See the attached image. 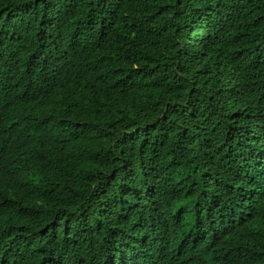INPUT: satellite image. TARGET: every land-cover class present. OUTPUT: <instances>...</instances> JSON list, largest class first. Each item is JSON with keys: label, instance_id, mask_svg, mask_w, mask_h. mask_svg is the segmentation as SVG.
<instances>
[{"label": "trees", "instance_id": "trees-1", "mask_svg": "<svg viewBox=\"0 0 264 264\" xmlns=\"http://www.w3.org/2000/svg\"><path fill=\"white\" fill-rule=\"evenodd\" d=\"M123 260L264 264V0H0V264Z\"/></svg>", "mask_w": 264, "mask_h": 264}, {"label": "clouds", "instance_id": "clouds-1", "mask_svg": "<svg viewBox=\"0 0 264 264\" xmlns=\"http://www.w3.org/2000/svg\"><path fill=\"white\" fill-rule=\"evenodd\" d=\"M233 212V210H228V209H223L222 211H221V215H220V221L221 222H225L226 221V219L227 218H232L234 215L233 214H229L230 212ZM207 219V218H206ZM204 227L205 228H207V229H209V227H210V223L209 224H204ZM225 227H228V225H225ZM165 235V234H164ZM241 235V232H239L236 236H235V238H237V237H239ZM198 236H201V234L199 233L198 234ZM211 236V235H210ZM213 237L215 236V235H212ZM146 237L148 238V240H149V242L150 243H156V242H154L153 240H152V236L150 235V234H146ZM186 237H191V235H186ZM234 238V239H235ZM237 243V242H236ZM161 244V243H160ZM233 244V243H232ZM124 261V260H123ZM124 263L125 264H128L126 261H124Z\"/></svg>", "mask_w": 264, "mask_h": 264}]
</instances>
